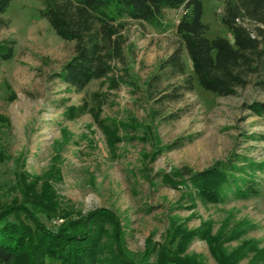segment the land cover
Returning <instances> with one entry per match:
<instances>
[{"label": "rangeland", "instance_id": "1", "mask_svg": "<svg viewBox=\"0 0 264 264\" xmlns=\"http://www.w3.org/2000/svg\"><path fill=\"white\" fill-rule=\"evenodd\" d=\"M203 2L208 36L233 40L220 19L225 0ZM41 8L40 0H12L2 14L6 23L0 26V41L16 40V50L12 59L0 65V114L9 119L0 122V204L21 198L19 172L42 175L59 155L56 163L62 177L55 179L54 185L62 205H71L76 214L99 207L113 210L123 226L125 251L136 260L143 256L149 237L157 243L165 241L172 216L189 228L212 219L214 231L226 219L231 225L247 220L251 225L243 237L256 238L263 247L264 170H256L260 184L257 195H231L224 203L193 200L184 189L165 184L161 174L184 166L202 170L217 161H227L234 153L264 162V137H260L264 136V117L245 107L253 100H264V87L250 83L236 95L220 96L195 80L193 89L182 90L181 97H165L185 84L186 75L160 69L161 62L180 45L176 24L187 12L183 6L166 9L162 26L122 20L133 83L109 90L102 80H93L77 91L55 75L74 54L76 42L61 38L42 17ZM183 57L187 73L193 74L186 50ZM157 73L160 78L149 85ZM96 91L107 94L102 117L130 124L136 119L139 123L128 130V137L115 152L91 113L74 120L65 116L69 105L92 101ZM177 140L182 145L159 151ZM155 152L158 154L154 156ZM8 219L28 222L24 215L11 214ZM239 241L226 245L232 249ZM188 252L201 255L206 264H217L204 239L195 238ZM249 259L245 257L240 264H248ZM47 261L57 264L52 259Z\"/></svg>", "mask_w": 264, "mask_h": 264}, {"label": "trees", "instance_id": "2", "mask_svg": "<svg viewBox=\"0 0 264 264\" xmlns=\"http://www.w3.org/2000/svg\"><path fill=\"white\" fill-rule=\"evenodd\" d=\"M12 0H0V26L5 25L2 14ZM40 14L46 18L63 39L75 41V52L56 72L71 88L82 91L93 80H102L109 90L131 84L132 74L126 56L127 36L124 18L162 26L164 11L186 7L187 12L176 24L180 45L160 64V69L186 75L185 84L165 95L173 99L183 95L182 90H192L195 80L205 90L220 96L238 94L239 89L256 83L264 87V0H225L220 19L233 36L209 37V26L203 21V0H40ZM250 24V27L246 25ZM16 40L0 41V65L15 55ZM187 51L193 74L187 73L183 57ZM154 75L149 85L158 80ZM255 76L256 80H252ZM107 94L96 91L92 101L72 104L65 116L74 120L91 113L105 133L111 149L136 128L132 123L101 116ZM246 109L264 117V100L245 103ZM0 114V122H8ZM126 133H123L124 131ZM68 136V131L64 129ZM69 137V136H68ZM264 137V136H260ZM130 138H135L131 136ZM180 140L159 151L182 145ZM158 153L155 152L154 156ZM2 154L0 152V158ZM60 156L42 175L22 170L17 175L20 199L11 204H0V264H47L48 259L57 264H206L197 253H189L195 238L208 242L217 264H240L250 257L248 264H264V246L256 238H244L249 221L224 220L214 231L212 219L198 227L189 228L179 218H169L165 241L157 243L149 237L143 256L136 260L129 256L123 245L124 230L118 215L111 209L99 207L87 213H78L71 206H63L55 189L54 180L61 179L57 165ZM238 161H243L238 164ZM264 170V162L234 155L227 161H217L202 170L188 166L162 173L161 180L175 188L184 189L191 199L204 203H224L231 195L249 198L259 193L256 170ZM53 181H52V180ZM11 214L24 215V220L11 221ZM44 216L45 220L40 218ZM64 219L63 223H53ZM47 221V222H46ZM240 240L230 249L226 245Z\"/></svg>", "mask_w": 264, "mask_h": 264}]
</instances>
